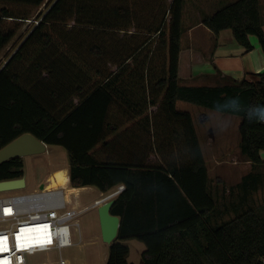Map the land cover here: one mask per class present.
Listing matches in <instances>:
<instances>
[{
  "label": "trees",
  "instance_id": "16d2710c",
  "mask_svg": "<svg viewBox=\"0 0 264 264\" xmlns=\"http://www.w3.org/2000/svg\"><path fill=\"white\" fill-rule=\"evenodd\" d=\"M0 1L34 11L46 0ZM65 1L54 3L0 70V148L31 133L48 145L65 149L73 188L94 186L107 193L125 186L111 209L112 215L120 217V228L106 264H134L128 261L129 247L123 244L130 238L146 245L143 264H264V207L244 208L257 178H245L243 200L231 208L236 215L219 222L230 209H219L193 118L176 106L184 101L240 116L242 155L253 166L263 165L264 72L255 82L243 79L215 86L179 85L185 0L123 2L124 8L115 10L120 25L109 23V27L101 25V6L97 8L92 0L89 5L75 0V21ZM231 1L213 15L204 16L201 23L216 35L231 30L245 53L253 50L250 37L255 36L264 53L260 0ZM137 12L140 16L145 13L144 23ZM31 16L0 10V54ZM131 29L136 33L130 35ZM125 74L142 78L158 75L163 80L119 82V76ZM145 84H156L163 90L157 92L158 96L164 93L158 111L181 123L180 134L185 140L179 144L186 145L190 161L153 165L146 161L147 155L143 160L119 161L113 156L112 141L104 146L110 150L108 158L92 153L116 130L110 111L116 99L127 97L132 85ZM73 95L80 98L77 105L69 101ZM66 100L67 106L59 111L58 104ZM139 150L147 154L149 146ZM24 167L23 158L0 164V181L24 177Z\"/></svg>",
  "mask_w": 264,
  "mask_h": 264
},
{
  "label": "crops",
  "instance_id": "0c3cea01",
  "mask_svg": "<svg viewBox=\"0 0 264 264\" xmlns=\"http://www.w3.org/2000/svg\"><path fill=\"white\" fill-rule=\"evenodd\" d=\"M129 33L130 35H133L136 33V31L131 29ZM250 41L253 45V50L249 53H245L244 48L236 42L231 30H223L218 35H216L209 28L203 25L201 21H195L189 27H185L183 24L181 54L179 61V85L215 86L218 85L219 81H224L223 78H225V80L227 78L237 81H241L243 79L248 80L252 78L259 79L258 74L262 73L261 71H264V53L259 45L258 39H255V37L251 36ZM167 53L168 46L165 47V58L167 57ZM7 63H5L2 68H4ZM2 68L0 67V70H2ZM97 76L98 75L95 74V78L98 79L99 77ZM119 78L120 79L118 81L121 83L136 81L140 82L141 80H144L147 83L148 81L158 82L159 80H163L162 76L160 77L158 75H145V77L142 78L132 74H125L119 76ZM94 81H96V79H93L92 83H94ZM115 88L119 89L117 85H115ZM129 89L133 90L128 93L127 97L123 96L120 99L117 98L114 106H112L110 110L114 118L116 127L115 132L110 134L107 142L104 141L103 143L99 144L97 148L92 151V153L97 158H108L111 156V153L110 150H107L104 146L106 143L112 141V144L115 147L113 156L119 161L143 160L144 156L146 155V161L153 165L162 164L164 166V164L168 162L173 163L179 161L177 159L180 153L178 147L181 145L179 142H184L185 140L184 134H180L183 130V127L180 122H175L168 119L163 111H158L159 103L162 101L164 93L162 92L158 96L157 92L163 90L157 88L156 84H145L141 87L138 85H132ZM139 93H145V95L140 96L138 95ZM69 101H72L74 105H77L80 101V98L77 95H73ZM67 104L68 100L58 104L57 107L59 111L63 110ZM176 106L177 110L190 113L197 132L195 113L192 109L196 107V105L184 101H178ZM180 106H183V108H180ZM176 130L179 132V135L176 134ZM197 134L201 142V137L199 136L198 132ZM143 145L149 146V151L147 154H144L139 150V147H142ZM181 146H183V151H186H184L183 154H185L187 157L186 160H183L187 162L190 161V156H188L186 145L182 144ZM50 147L54 148L53 150H55L56 155L59 152V148L64 149L61 146L48 145V150ZM43 154H46V152ZM180 154L183 155L182 153ZM39 156L42 155L39 154L29 157L38 158ZM60 157L62 162L58 163L45 172L47 186H51V179L55 173L58 171H64L67 176V180L66 183L61 185H65L67 187L69 200L71 192L78 193L82 191H90L93 197H95L93 202L94 204L95 201L101 199L103 196L109 193L116 191L120 186H116L107 193H102L94 186H86L82 188H73L71 186V188H69L71 185L69 157L67 152L60 153ZM24 165H26V163H24ZM209 175L211 179L210 189H212V193L218 204V195L216 191L213 190V187L216 189L218 185L214 184V178L211 176L210 171ZM25 181L27 187L26 178ZM217 182L223 183L222 179ZM70 203L72 204L71 200ZM93 204L91 206H86L92 208ZM92 234L95 238L97 237L100 241L104 242L101 236V228L100 233H96L94 230ZM124 241L142 243L144 247L138 245L139 247L136 249L137 255H139V261L137 263H133L143 264L142 254L147 249L146 245L136 238H130ZM106 248V254H100L101 256L99 255L97 257V264L107 263L110 246L107 244Z\"/></svg>",
  "mask_w": 264,
  "mask_h": 264
},
{
  "label": "rangeland",
  "instance_id": "374dc122",
  "mask_svg": "<svg viewBox=\"0 0 264 264\" xmlns=\"http://www.w3.org/2000/svg\"><path fill=\"white\" fill-rule=\"evenodd\" d=\"M56 1L57 0H46L38 10L34 11L21 5L0 1V10L6 8L16 15L25 13L32 15L30 19L23 22L22 28L18 32L13 42L8 46L6 50L1 53V68L11 59L14 53L22 45L23 41L29 36L32 30L36 27V25H38L43 16L50 10V8ZM79 1L81 2V4L79 5H83L85 3L89 5V3H91V0ZM92 1L93 3H96L98 5L97 8H100L99 6H101L99 10V12H102L99 17L103 19L101 20V25L109 27V23L113 25H120L121 22L118 23L119 20L115 18V10H117L119 7L124 8L125 3H129L132 0ZM230 2L232 1L185 0L183 24L185 27H189L193 22L201 21L204 16L213 15L217 10L229 4ZM64 6L68 7V11L73 15L72 19L73 21H75L74 16L77 12V5L75 4V0H66ZM139 11H142V8ZM69 13L67 12L66 15H68ZM81 14L82 13L78 15L79 20L82 17ZM137 14L139 17H142L141 21L144 23L145 13H142L144 16L142 14V16H140L138 12ZM261 14L264 21V0H261ZM69 19L71 20V18ZM70 20H68V24L73 25ZM122 21L124 23L128 22L127 20ZM98 25H100L99 22ZM255 39L257 38L255 37ZM223 80L224 81H219L218 85L230 84L232 82V80L227 78L226 80L225 78H223ZM248 81L255 82L258 81V79L252 78L248 79ZM180 108H183V106H180ZM192 109L195 113L197 132L201 137L200 143L203 149L208 169L211 173V176L214 178V184L218 185L216 189L215 187H213V190L216 191L218 195V207L220 210H224L225 208L230 209L228 210V213H225L223 216H221L218 221H228L236 215L235 210L232 211L231 208L235 207L236 205H238V202L243 200L245 194L241 186L243 185L245 178L248 175L256 177L257 182L255 186L250 189V193L246 197L244 208L247 209L261 207L262 210V208L264 207V164L253 166L248 158L242 155L240 149L241 135L239 132L242 118L236 115L223 114L217 111L208 110L200 106H196ZM53 149V147H50L46 154H41L42 156H39L38 158H30L29 156L24 157L23 161L24 163H26L24 167V177L27 180V187L18 191L0 193V196L13 193H30L37 190H43L47 186L45 172L58 163L62 162L60 153H66L64 149L59 148V152L56 155L55 150ZM184 151L182 150L180 153L183 154ZM180 153L177 159L180 162L185 161L187 157L185 156V154L181 155ZM261 156L264 161V151L261 152ZM59 173L60 171L55 173V175L51 179L52 181L50 187H58L59 185L66 183L67 178L60 176ZM221 179L223 183L217 182ZM61 186H64L67 189L65 185ZM69 188H71V185ZM94 198L95 197H93L90 191L70 193V200L72 202V205L79 208H82L86 205L91 206L94 202ZM94 204L92 208H90L80 216V227L78 229L73 228V241L75 245L73 247L62 250L61 252L50 255L49 257H42L39 262L56 264L59 257H63L68 264L98 263L97 257L100 254H106L107 244L100 241L99 238H95L92 234L94 230L96 231V233H100L98 207H95ZM123 244L127 245L130 248V256L128 258V261L131 263H137L139 261V255H137L136 249H138V245L144 247L142 243L123 241Z\"/></svg>",
  "mask_w": 264,
  "mask_h": 264
},
{
  "label": "built area",
  "instance_id": "2783aa9c",
  "mask_svg": "<svg viewBox=\"0 0 264 264\" xmlns=\"http://www.w3.org/2000/svg\"><path fill=\"white\" fill-rule=\"evenodd\" d=\"M124 185L95 201L94 206L116 198ZM90 207L70 203L64 186L49 187L30 193L0 196V237H3L2 264H48L39 262L73 247V228H79L80 216ZM7 210V211H6ZM56 264H68L59 257Z\"/></svg>",
  "mask_w": 264,
  "mask_h": 264
},
{
  "label": "water",
  "instance_id": "95a60500",
  "mask_svg": "<svg viewBox=\"0 0 264 264\" xmlns=\"http://www.w3.org/2000/svg\"><path fill=\"white\" fill-rule=\"evenodd\" d=\"M47 150V143L39 140L31 133H25L0 148V164L14 158L43 154ZM25 187V177L0 181V193L18 191ZM115 201L116 198L110 199L98 207L101 236L109 246L117 239L120 228V217L111 214Z\"/></svg>",
  "mask_w": 264,
  "mask_h": 264
},
{
  "label": "bare ground",
  "instance_id": "6f19581e",
  "mask_svg": "<svg viewBox=\"0 0 264 264\" xmlns=\"http://www.w3.org/2000/svg\"><path fill=\"white\" fill-rule=\"evenodd\" d=\"M60 176L64 177V178H67L66 174L64 173V171H60L59 173ZM52 181V180H51ZM76 194V193H75Z\"/></svg>",
  "mask_w": 264,
  "mask_h": 264
},
{
  "label": "snow or ice",
  "instance_id": "6c2138e0",
  "mask_svg": "<svg viewBox=\"0 0 264 264\" xmlns=\"http://www.w3.org/2000/svg\"><path fill=\"white\" fill-rule=\"evenodd\" d=\"M6 211H7V210H6ZM3 239H5V238L0 237V245H2V241H3ZM0 251H2V247H0ZM0 264H2V262H0Z\"/></svg>",
  "mask_w": 264,
  "mask_h": 264
}]
</instances>
